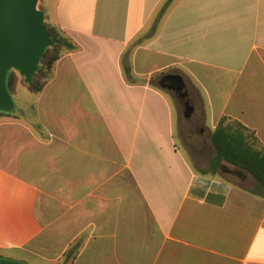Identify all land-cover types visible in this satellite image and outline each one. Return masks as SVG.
Segmentation results:
<instances>
[{"label":"crops","instance_id":"obj_1","mask_svg":"<svg viewBox=\"0 0 264 264\" xmlns=\"http://www.w3.org/2000/svg\"><path fill=\"white\" fill-rule=\"evenodd\" d=\"M165 1L45 0L78 50L0 117V259L264 264L261 186L194 168L153 83L180 75L210 134L229 117L264 146V0H174L152 32Z\"/></svg>","mask_w":264,"mask_h":264},{"label":"trees","instance_id":"obj_2","mask_svg":"<svg viewBox=\"0 0 264 264\" xmlns=\"http://www.w3.org/2000/svg\"><path fill=\"white\" fill-rule=\"evenodd\" d=\"M173 2L174 0H166L157 12L152 32L156 30L157 25ZM45 25L54 45L45 49L39 61L38 70L30 84H26L23 77L14 70L7 73L6 88L12 96L16 93L19 85L32 94L41 93L45 85L53 78L57 62L64 55L78 50V47L59 28L50 26L46 22ZM129 52L130 49L127 50L126 54ZM125 70L130 72L131 67H125L123 71ZM13 111L10 113L0 112V117H8L12 115ZM210 144L215 151L209 164V172L212 175L218 173L222 164H228L250 174L264 192V146L252 130L232 118L222 117L211 133ZM1 259L4 258L1 257Z\"/></svg>","mask_w":264,"mask_h":264},{"label":"water","instance_id":"obj_3","mask_svg":"<svg viewBox=\"0 0 264 264\" xmlns=\"http://www.w3.org/2000/svg\"><path fill=\"white\" fill-rule=\"evenodd\" d=\"M37 5L38 0H0V112L14 110L6 88L7 73L14 70L30 84L45 49L54 45L45 25L44 12ZM164 80L170 90L179 93L180 99L185 97L184 80L180 75L169 74ZM184 106V117L189 118L191 106L187 101ZM0 264L23 263L0 259Z\"/></svg>","mask_w":264,"mask_h":264},{"label":"rangeland","instance_id":"obj_4","mask_svg":"<svg viewBox=\"0 0 264 264\" xmlns=\"http://www.w3.org/2000/svg\"><path fill=\"white\" fill-rule=\"evenodd\" d=\"M45 0H38L37 7L42 10L44 7ZM43 11V10H42ZM47 23V21H45ZM161 76H156L153 79L154 85L161 89L160 84ZM188 80V79H187ZM17 96L10 94L13 103L17 97H28L29 93L21 87H17ZM170 98L173 111H174V122H175V137L177 143L187 156V159L191 165L199 170L208 171L209 164L214 157L215 151L210 144V132L205 127V116L202 109L195 108V102L190 96V106L192 113L189 118L184 117L185 106L184 100L180 99L177 94L173 92H166ZM206 125L209 126V119L206 121ZM222 168L219 169L220 176L223 177L227 182H233L234 185H241L239 178L235 175L239 170L231 165L222 164ZM230 174V175H229ZM10 257L16 258L15 255L9 254Z\"/></svg>","mask_w":264,"mask_h":264},{"label":"flooded vegetation","instance_id":"obj_5","mask_svg":"<svg viewBox=\"0 0 264 264\" xmlns=\"http://www.w3.org/2000/svg\"><path fill=\"white\" fill-rule=\"evenodd\" d=\"M160 84L162 86L161 88L164 91H166V92H173V93L177 94V96L179 97V93L178 92H175L174 90H170L169 89L170 88V85H169V83L167 81L164 80V76L160 79ZM182 92L185 94V97L182 98V100L187 101L190 104V96H189V93H188V90H187V87H186V84L185 83H184Z\"/></svg>","mask_w":264,"mask_h":264}]
</instances>
